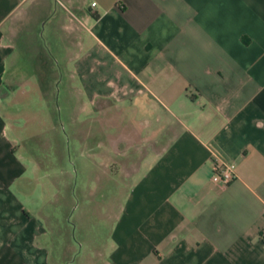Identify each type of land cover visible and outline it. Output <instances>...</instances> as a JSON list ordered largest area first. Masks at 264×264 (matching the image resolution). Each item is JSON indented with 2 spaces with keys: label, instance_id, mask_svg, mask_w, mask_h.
<instances>
[{
  "label": "crops",
  "instance_id": "obj_1",
  "mask_svg": "<svg viewBox=\"0 0 264 264\" xmlns=\"http://www.w3.org/2000/svg\"><path fill=\"white\" fill-rule=\"evenodd\" d=\"M58 74L120 196L91 264H264V0H0V264H63L20 103Z\"/></svg>",
  "mask_w": 264,
  "mask_h": 264
},
{
  "label": "rangeland",
  "instance_id": "obj_2",
  "mask_svg": "<svg viewBox=\"0 0 264 264\" xmlns=\"http://www.w3.org/2000/svg\"><path fill=\"white\" fill-rule=\"evenodd\" d=\"M64 80L58 74L51 85L44 83V97L32 94L20 102L27 112L42 118L41 123L24 126L25 148L42 163L35 175L27 172L25 201L47 218L43 227L50 231L51 255L64 252L63 264H91L86 245L102 242L106 233L102 215L113 211L120 196L114 181L94 179L98 171L87 158V146L76 136L83 124L75 111L78 98ZM29 132H35L36 141L27 138ZM27 164L30 170L28 160Z\"/></svg>",
  "mask_w": 264,
  "mask_h": 264
},
{
  "label": "built area",
  "instance_id": "obj_3",
  "mask_svg": "<svg viewBox=\"0 0 264 264\" xmlns=\"http://www.w3.org/2000/svg\"><path fill=\"white\" fill-rule=\"evenodd\" d=\"M94 3H91L93 6ZM233 163H222L215 162L213 164V173L211 175V180L213 182H218L220 184H226L235 177ZM264 236V232L262 234Z\"/></svg>",
  "mask_w": 264,
  "mask_h": 264
}]
</instances>
